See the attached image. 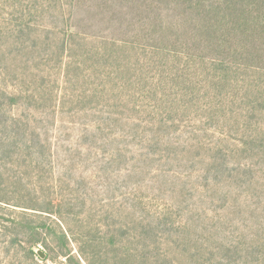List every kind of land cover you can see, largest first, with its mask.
<instances>
[{
    "label": "trees",
    "instance_id": "obj_1",
    "mask_svg": "<svg viewBox=\"0 0 264 264\" xmlns=\"http://www.w3.org/2000/svg\"><path fill=\"white\" fill-rule=\"evenodd\" d=\"M100 1L119 12L90 31L82 0H0V220L27 223L12 248L264 264V0ZM95 188L132 194L131 223L93 224Z\"/></svg>",
    "mask_w": 264,
    "mask_h": 264
},
{
    "label": "rangeland",
    "instance_id": "obj_2",
    "mask_svg": "<svg viewBox=\"0 0 264 264\" xmlns=\"http://www.w3.org/2000/svg\"><path fill=\"white\" fill-rule=\"evenodd\" d=\"M102 2L100 0H82L79 4L78 8H76L74 12V21L78 28H85L86 30L95 31L100 28H105L107 26L106 23L102 21V16L100 12H119L118 8L114 9H101ZM99 6V7H98ZM121 12V11H120ZM128 12V11H125ZM102 21V22H100ZM15 59V58H14ZM13 73L9 75L13 79ZM70 107V106H68ZM73 107V105H72ZM71 108L67 109V112ZM65 121L72 122L70 119L63 117ZM73 122H78V120H74ZM69 126L72 124L68 123ZM68 126V127H69ZM114 178V177H113ZM111 176V183L118 182V178L113 179ZM96 190L91 191L90 194L97 200L95 205H90L85 211L91 212L92 216L89 220L97 225L102 232H106L107 234L110 230H114L115 228H121L131 223V218L128 216L125 217L123 214V206L121 204L122 201H128L129 199L134 198L132 194L126 193L124 191L123 196L122 193L115 192L114 193H104L103 190L95 188ZM80 194V193H79ZM83 194V193H82ZM118 199V200H117ZM105 200V202H104ZM108 200V201H106ZM103 201V203H102ZM30 212V211H29ZM89 212L85 213L84 215L89 216ZM21 213L22 210L17 209H10L4 212V215L1 216L0 223L8 228L7 230L0 231V264H59L60 262H65L64 258H58V252L52 253L49 247L39 246L37 249L34 250L35 255H31L27 251L21 249H14L12 248L10 242L15 235H19L18 230L13 226V222H21ZM31 213V212H30ZM88 218V217H86ZM92 219V220H91ZM17 220V221H14ZM31 221H36L39 224L37 218L31 219ZM21 224L26 225V222H21ZM33 224V223H31ZM37 226V225H36ZM128 231V230H127ZM23 238V237H22ZM49 242V241H48ZM105 245L106 242L104 241ZM73 253L76 257H78L83 264H87L86 261L81 257L79 252V245L72 244ZM83 247V246H82ZM130 247V246H129ZM43 251L47 255H52L56 257V262L48 261L44 262L42 258L37 254L38 251ZM92 251L84 246V253L87 255V258L90 260L93 258ZM118 264H122V261ZM126 264H129L126 263Z\"/></svg>",
    "mask_w": 264,
    "mask_h": 264
},
{
    "label": "water",
    "instance_id": "obj_3",
    "mask_svg": "<svg viewBox=\"0 0 264 264\" xmlns=\"http://www.w3.org/2000/svg\"><path fill=\"white\" fill-rule=\"evenodd\" d=\"M37 254L42 258V259H46V254L43 251H38Z\"/></svg>",
    "mask_w": 264,
    "mask_h": 264
}]
</instances>
